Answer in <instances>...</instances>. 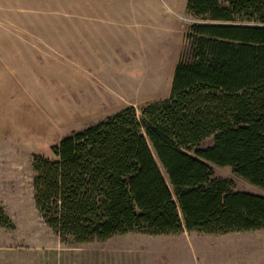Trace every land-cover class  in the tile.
<instances>
[{
    "label": "trees",
    "instance_id": "1",
    "mask_svg": "<svg viewBox=\"0 0 264 264\" xmlns=\"http://www.w3.org/2000/svg\"><path fill=\"white\" fill-rule=\"evenodd\" d=\"M166 98L130 105L32 159L34 204L63 243L264 229V0H186ZM210 144L203 146L207 138ZM0 226L12 228L0 206Z\"/></svg>",
    "mask_w": 264,
    "mask_h": 264
},
{
    "label": "rangeland",
    "instance_id": "2",
    "mask_svg": "<svg viewBox=\"0 0 264 264\" xmlns=\"http://www.w3.org/2000/svg\"><path fill=\"white\" fill-rule=\"evenodd\" d=\"M185 2L0 0V206L12 223L0 226V264H264V229L63 243L34 204L33 157L53 160L71 132L168 96L184 33L199 22ZM207 164L234 191L264 196Z\"/></svg>",
    "mask_w": 264,
    "mask_h": 264
},
{
    "label": "crops",
    "instance_id": "3",
    "mask_svg": "<svg viewBox=\"0 0 264 264\" xmlns=\"http://www.w3.org/2000/svg\"><path fill=\"white\" fill-rule=\"evenodd\" d=\"M5 41H7V40H5ZM5 46H6V44H5ZM0 47H2V43H0Z\"/></svg>",
    "mask_w": 264,
    "mask_h": 264
}]
</instances>
